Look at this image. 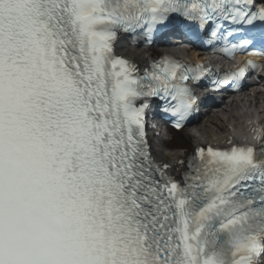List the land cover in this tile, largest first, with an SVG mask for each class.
<instances>
[{"label":"snow or ice","instance_id":"obj_1","mask_svg":"<svg viewBox=\"0 0 264 264\" xmlns=\"http://www.w3.org/2000/svg\"><path fill=\"white\" fill-rule=\"evenodd\" d=\"M259 5L0 0V264H264V155L185 136L195 85L224 90L264 63L220 78L203 63L125 54L180 36L264 56Z\"/></svg>","mask_w":264,"mask_h":264}]
</instances>
